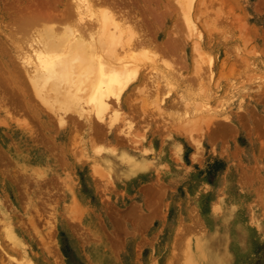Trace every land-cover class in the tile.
Here are the masks:
<instances>
[{
	"label": "rangeland",
	"instance_id": "374dc122",
	"mask_svg": "<svg viewBox=\"0 0 264 264\" xmlns=\"http://www.w3.org/2000/svg\"><path fill=\"white\" fill-rule=\"evenodd\" d=\"M121 1L125 2L114 0L120 5ZM156 1L155 5L153 0H133L139 5L125 4L128 7L125 10L132 9L128 15L135 11L127 18L131 26L137 27L132 28L148 38H145L146 46L142 44L144 49L135 52L144 59L141 64L147 65V69L144 65L141 67L138 83H132L121 102L114 103L119 117L127 120L120 117V122L117 120L110 127L94 119L103 123L102 127L100 124L95 127L98 130L100 126L102 134L95 135L92 118L90 122L69 110L72 118H78L74 122L68 112L66 118L63 108L46 102L54 113L40 101L31 80L32 87L26 85L29 93L24 86V82H29L24 75L30 74V66L22 69L25 67L23 53L27 49L25 55L31 53L30 45L31 48L37 45L36 38L45 27L55 28L58 24L46 18L39 19L42 22L38 23L36 18L37 22L32 24L30 20L28 28L29 22H21L20 27L15 21L20 23L23 10L44 8L42 4L48 2L54 3V9L57 6L54 12L58 14L67 5L64 12L75 11V0H0V17L3 16L0 18V80L10 78L8 83L0 82V224L4 216L14 223L11 231L0 225L3 264L29 260L30 264H203L196 244L209 233L212 214L221 211L219 205L233 209L234 224L244 228L246 239L237 242L232 238L224 246L222 263L213 264H264V0H168L169 5L167 0ZM163 3L166 4L162 8ZM180 4L186 10L185 19ZM168 8L169 14L165 11ZM150 9L152 15L157 12L155 17L164 9L166 16L163 12L160 14L163 21L159 17L162 22L157 24L156 18L149 14ZM72 22L69 26L73 27ZM63 23H59V28ZM150 25L154 28L152 33ZM145 29L153 35L147 36ZM32 35L38 37L32 38ZM175 35L182 37L176 39ZM165 38L171 41L170 46ZM169 38L181 41V45L177 42L173 46L174 49L179 46L175 49L177 53L174 49L167 50L175 44ZM156 45L159 50L155 49ZM193 46L198 49L194 51ZM160 50L167 53L163 51L161 55ZM149 57L155 67L146 60ZM12 63L17 70L21 69L19 74H26L14 73ZM4 86L9 96L16 94H11L12 99L5 94ZM32 88L38 99L33 98V91V97H28L30 101L25 93L31 96ZM17 99L20 100L18 107ZM196 100L200 101L197 106ZM13 101L21 116L15 114ZM53 106L57 108L54 110ZM60 108L64 114L61 110L58 113L62 117L56 112ZM26 114L27 119L33 116L29 119L32 123L23 118ZM124 122L134 127L137 143L131 144L121 133L120 123ZM123 151L142 154L149 164L131 175L122 174L123 162L115 156L124 155ZM35 154H44L47 164L33 162ZM100 156H103L102 163ZM110 162L121 166L107 165ZM72 185L76 190L70 192ZM23 247L28 254L21 252ZM94 250L107 255L103 260L95 259ZM14 258L15 262L11 260Z\"/></svg>",
	"mask_w": 264,
	"mask_h": 264
},
{
	"label": "bare ground",
	"instance_id": "6f19581e",
	"mask_svg": "<svg viewBox=\"0 0 264 264\" xmlns=\"http://www.w3.org/2000/svg\"><path fill=\"white\" fill-rule=\"evenodd\" d=\"M130 1V0H129ZM125 0V2L121 1V5H120V2H114V0H75L76 3H73L74 6L73 8H75V11L74 9L72 10V12L75 14L74 17H72L73 15H71L70 13H72L71 11H69L71 9V6L70 8L68 9L69 12H64V11H67L65 10L66 8H68L66 6L63 7V9L61 11H58L60 12L59 14L54 12V10L57 8V6H55L56 8L54 9V6H52L54 3H46V5L42 4L44 6V8H40V9H33L32 11H27V10H23V13L21 15V20H20V23L19 21H15V23L18 22V26H20L23 22L24 23H27L26 26H28V28L31 26L32 23H34V21L37 22L36 18L38 19V23L40 22V20H47V19H51L49 22L53 23H57L58 25L55 24V28L52 27V25L49 27H45L43 30L42 28H40L42 30V32H40V34L36 37L35 42L36 45L35 47L31 48L32 46L30 45V49H33L31 50V53L29 52V54H26V52H28V49L25 51V53H23V56L25 58V62H23L24 66L25 65H28L30 66V76L27 75L26 73H21V74H26L24 75L27 76L28 78V81L26 84L24 82V86L26 88V90L28 91L30 88H27V86L31 83L30 80L33 82L32 85H34L33 87L36 89L37 91V96L40 97V101L43 103L45 102V107H47V109H49L50 107V102H52L51 104H56V106L59 108H63V111L65 112H68L69 110H71V113L72 111L76 112L78 114V117L79 116H82V118H86L88 121L91 120V118L93 119V121L95 120H98V121H104V123H107V125H109L110 127H112L111 125L113 123H115V121L119 120L120 117L122 118H125L123 116H120L118 115V110L115 109L114 107V103L116 102L119 103L121 102V100L123 99V96H124V93L125 91L129 88V86L134 83L135 81L138 80V78L140 79V73H141V67L144 65V64H141V61L143 63L144 59L141 58L140 56L138 57L136 55V51L142 49L144 46L142 44H145V38L144 36H141V34L137 31H135V28L136 26H131L132 24L129 22V19L127 18H130L129 15H133L135 13V11L133 12V14H129L128 15V12H130L132 9H129V11H127L128 9V4L127 3H133V0H131L132 2H129ZM145 1V0H142V2ZM155 1L156 0H153L154 2V5H155ZM182 1V0H181ZM187 0L185 1H182V2H186ZM74 2V1H72ZM150 2V1H149ZM180 2V1H179ZM135 4H138L136 2H134ZM133 3V4H134ZM145 3V2H144ZM157 3V1H156ZM161 3H162V0H161ZM167 3H168V0H167ZM188 3V2H187ZM197 3V2H196ZM195 3V4H196ZM72 4V5H73ZM117 4V5H116ZM125 4L127 6H125ZM166 4V3H165ZM164 3L162 4V8L165 7L163 5H165ZM183 4V3H182ZM189 4V3H188ZM71 5V4H70ZM130 5V4H129ZM139 5V4H138ZM137 5V6H138ZM145 5V4H144ZM143 5V8H145V6ZM169 5V3H168ZM168 5H166L167 7H169ZM186 5V3L184 4ZM184 5L182 6L180 4V7L181 9H183L184 11ZM76 6V7H75ZM136 6V7H137ZM189 6V5H188ZM123 7V10H121V8ZM126 7L127 10H125L124 8ZM132 7V6H130ZM129 7V8H130ZM139 7V6H138ZM157 7V6H156ZM159 7V6H158ZM196 7V6H195ZM62 8V7H61ZM65 8V9H64ZM150 8V4L149 6L147 5V9L149 10ZM28 9V8H27ZM135 9V8H134ZM152 9L153 6H152ZM152 9H150V15L151 16H154L156 15V11L154 12L155 15L151 14L152 13ZM158 9V8H157ZM165 9V8H164ZM163 9V10H164ZM186 9V7H185ZM195 9V8H194ZM197 9V8H196ZM140 11V9H138ZM146 10V8H145ZM162 10L163 14H164V11ZM142 11V9H141ZM140 11V12H141ZM159 11V10H158ZM165 11H168V14L170 13L169 12V8L168 10L166 9ZM186 11V10H185ZM185 11L182 12L184 14L182 15H185L183 19L187 18L186 14H185ZM196 11V10H194ZM193 11V14L195 15V12ZM199 11V10H198ZM198 11L196 13H198ZM145 12V11H144ZM143 12V13H144ZM160 14L162 13L161 11H159ZM190 12V11H189ZM143 13L140 15V17L143 15ZM148 14V12H146ZM147 14H145L146 16H148ZM159 14V13H158ZM159 16L155 17L156 20L158 22H156L157 24L162 22L163 21V18H161L162 16ZM192 14V15H193ZM128 15V17H127ZM162 15V14H161ZM190 15V14H189ZM193 15V16H194ZM166 16V14H164V17ZM171 16V15H170ZM200 16H201V12H200ZM1 17H3L1 15ZM0 17V18H1ZM135 17V16H134ZM139 17V18H140ZM143 17V16H142ZM150 17V16H149ZM161 18L162 21L160 19H157V18ZM190 17V16H189ZM198 17V16H196ZM73 18V19H72ZM138 18V17H136ZM138 18V19H139ZM145 18V17H143ZM142 18V22H144L145 20H143ZM62 20L59 21V22H56L58 20ZM137 19V20H138ZM203 19V18H202ZM7 20V19H6ZM23 20V21H22ZM30 20L33 21L31 22L30 24ZM44 20V21H45ZM56 20V21H55ZM69 21L70 23L72 22V20H74V23L72 22V24H74L75 26H69L70 23L67 25V23L65 24V22L63 23V21ZM132 20V18L130 19ZM148 21V19H146ZM190 20V18H189ZM195 20V18H194ZM133 22L135 21L132 20ZM154 21V20H153ZM160 21V22H159ZM191 21V20H190ZM204 21V20H202ZM22 22V23H21ZM42 22V21H41ZM40 22V23H41ZM141 22V21H140ZM186 22V20H185ZM192 22V21H191ZM2 23V22H1ZM4 23V22H3ZM59 23H63V26H61L62 28H59L61 24ZM136 23V22H135ZM147 24H151L152 25V22H146ZM174 23V22H173ZM194 22H192L193 24ZM202 23V22H201ZM204 23V22H203ZM11 24V23H10ZM8 24V25H10ZM46 24V23H45ZM138 24V22H137ZM136 24V25H137ZM141 24V23H140ZM156 24V25H157ZM13 25V24H12ZM12 25H10V27H12ZM23 25V24H22ZM30 25V26H29ZM42 25V24H41ZM40 25V27H41ZM67 25V26H65ZM150 25V26H151ZM184 25H187L188 24H184ZM25 26V25H24ZM23 26V27H24ZM140 26V25H138ZM155 25H153L154 27ZM157 26H160V25H157ZM171 26V25H170ZM169 26V27H170ZM193 26V25H192ZM191 26V28H192ZM4 27V26H3ZM7 27V26H6ZM9 27V26H8ZM7 27V28H8ZM21 27V26H20ZM133 27V28H132ZM141 27V26H140ZM56 28H59V30H57ZM137 28V27H136ZM145 28V27H144ZM142 27V29H144ZM152 28V26H151ZM187 27H185L186 29ZM189 28V27H188ZM194 28V27H193ZM1 29V28H0ZM24 29V28H22ZM25 29H27V27H25ZM38 29V28H37ZM56 29V30H55ZM141 29V28H140ZM147 29V28H146ZM145 29V30H146ZM153 30H151V33L152 31L154 32V28H152ZM157 29V27H156ZM12 29H10L11 31ZM34 30V29H33ZM150 30V29H149ZM189 30V29H188ZM9 31V30H8ZM36 31V29L34 30ZM40 31V30H39ZM38 31V32H39ZM140 31V30H139ZM156 31V30H155ZM173 31V30H172ZM193 31V30H192ZM2 32V31H1ZM0 32V33H1ZM4 32V31H3ZM150 32V31H149ZM164 32V31H163ZM168 32V31H167ZM6 33V32H5ZM35 33V32H34ZM142 33V31H141ZM144 33H147V30L144 32ZM150 33V34H151ZM189 33V32H187ZM9 34V33H8ZM7 34V35H8ZM33 34V32H32ZM149 33H147V36L149 35ZM174 34V32H173ZM6 35V34H5ZM7 35H6V38H7ZM153 35V34H151ZM156 35V34H155ZM154 35V36H155ZM168 35V34H166ZM165 35V36H166ZM178 35V34H177ZM175 35V38L176 39H179L177 38ZM1 36V35H0ZM4 36V35H3ZM13 36V35H12ZM34 36L32 35V38H34ZM179 36V35H178ZM190 36V35H189ZM5 37V36H4ZM10 37V36H9ZM144 37V38H143ZM167 37V36H166ZM151 38V37H149ZM161 38V37H160ZM175 38H169L170 39H173L172 42L174 41L175 44L171 46V49L169 47V49L167 48V50L171 51L174 49L173 46H176V43L178 45H181L179 44V42L181 43V41H177L176 42V39ZM11 39V37H10ZM144 39V40H143ZM148 40V38H146ZM152 39H155L153 38L152 36ZM152 39H150L152 41ZM168 39V38H167ZM167 39L165 38V40L167 41ZM33 40V39H32ZM149 40V41H150ZM164 40V41H165ZM195 41V40H194ZM10 42V41H9ZM33 42V41H32ZM156 42V41H155ZM168 42V46L171 45V41H167ZM7 43V42H6ZM152 43V42H151ZM164 44V42H162ZM9 44V43H8ZM148 44V43H147ZM162 44V45H163ZM170 44V45H169ZM159 45V43L157 44ZM156 45V46H157ZM166 44H164L165 46ZM166 45V47H167ZM3 46V45H2ZM1 46V47H2ZM34 46V45H33ZM143 46V47H142ZM151 46V45H150ZM5 47V46H4ZM20 48V46H18ZM179 47V46H178ZM178 47H175V49H177ZM192 47V46H191ZM196 50L198 49L197 46H195ZM29 48V46H28ZM140 48V49H139ZM149 48V47H148ZM157 48L158 49V46L155 47V49ZM160 48V46H159ZM162 49H164L163 47H161ZM160 48V49H161ZM6 49V48H5ZM144 49V48H143ZM147 49V48H146ZM174 49V50H175ZM194 49V46H193V50L195 51ZM152 50V49H151ZM166 50V51H167ZM173 50V51H174ZM178 50V49H177ZM175 50V52L177 51ZM180 50V49H179ZM30 51V50H29ZM141 51V50H140ZM161 51V55L165 53H167L165 50H160ZM173 51L172 53L170 52V54H173ZM159 52V51H158ZM156 52V53H158ZM174 52V54H175ZM148 53V52H146ZM163 53V54H162ZM169 53V52H168ZM177 53V52H176ZM5 55V54H4ZM146 55V54H144ZM148 55V54H147ZM154 57L156 56L153 55ZM153 56L152 58L149 57V58H146L149 59L148 60V63L151 64V61H150V58L152 59L153 61ZM202 56V55H201ZM158 57V56H157ZM8 58V57H7ZM22 59V58H21ZM156 59V58H155ZM158 59V58H157ZM5 60V59H4ZM145 60V61H146ZM157 61V60H156ZM8 62V61H7ZM12 62V61H11ZM154 62V61H153ZM152 62V63H153ZM162 63V61H161ZM164 63V62H163ZM6 65V64H4ZM7 66V65H6ZM12 66H13V63H12ZM15 66V64H14ZM13 66V67H14ZM147 65H144V68L145 70L147 69L146 67ZM149 66V65H148ZM151 66L155 67V65L151 64ZM165 66L168 68V66L165 64ZM16 67V66H15ZM14 67V68H15ZM27 66L25 67H22V69L26 68ZM159 67V66H158ZM4 68V67H3ZM28 68V67H27ZM160 68V67H159ZM162 68V67H161ZM2 69V68H0ZM16 69V68H15ZM26 70V69H25ZM162 70V69H161ZM5 71V70H4ZM3 71V72H4ZM11 71V70H10ZM14 71V70H13ZM21 71V69L19 70H15L14 73H17L18 76L21 75L19 74L18 72ZM28 71V69L26 70ZM25 72V71H24ZM144 72V71H143ZM142 72V73H143ZM168 72V71H167ZM165 72V73H167ZM170 72V71H169ZM164 73V74H165ZM1 74V72H0ZM4 74V73H3ZM6 74V72H5ZM9 74V73H8ZM168 74V73H167ZM7 75V74H6ZM8 76V75H7ZM12 76V75H11ZM15 76V75H14ZM16 76V77H18ZM170 76H172V74L170 73ZM21 77V76H20ZM164 77V76H163ZM169 76L167 75V77H165L166 79L168 78ZM2 78V77H1ZM0 78V79H1ZM6 78V77H4ZM9 77H7V80H8ZM12 78V77H11ZM22 78V77H21ZM26 78V77H25ZM10 79V78H9ZM13 79V78H12ZM18 79V78H16ZM15 79V80H16ZM3 80L5 79H2L0 80V82L3 84ZM7 80H5L7 82ZM14 80V79H13ZM22 81V80H21ZM18 82V81H17ZM0 83V84H1ZM8 83V82H7ZM138 83V81H137ZM169 83V82H168ZM16 84V83H15ZM18 84V83H17ZM28 84V85H27ZM30 84V85H31ZM27 85V86H26ZM29 85V86H30ZM32 85L30 87H32ZM170 85V84H169ZM1 86V85H0ZM5 87V86H4ZM10 87V86H9ZM16 87V86H15ZM11 88V87H10ZM9 88V89H10ZM14 88V87H13ZM24 89V87H22ZM132 88V87H131ZM6 89V92L5 94H7V87H5ZM4 90L3 93H4ZM8 89V90H9ZM16 89V88H14ZM18 89V88H17ZM1 90V89H0ZM22 90V89H20ZM25 90V91H26ZM1 91V92H2ZM32 91L31 93V96H28V93L26 92L25 95L27 94V98L28 97H33L32 94H33V91H34V97H37L36 96V92L35 90H33V88L30 90ZM129 91V90H128ZM12 92H16L15 90H13ZM24 92V91H23ZM20 93V91H19ZM18 93V97H20L21 95ZM1 94V93H0ZM13 94V93H11ZM10 94L9 96V99H12L10 97H12ZM128 93H126L127 95ZM4 95V94H3ZM6 95V96H7ZM16 95V94H15ZM20 95V96H19ZM30 95V94H29ZM17 96H14L15 98H17ZM2 97V95H1ZM0 97V98H1ZM25 97V98H26ZM37 97V99H38ZM32 98V99H33ZM126 98V97H125ZM195 98V97H194ZM5 99V98H3ZM20 99V98H19ZM24 99V98H23ZM29 99V98H28ZM160 99V98H159ZM7 100V98H6ZM18 100V99H17ZM16 100V103L18 104V102L21 100ZM30 100V99H29ZM264 100V99H263ZM31 101V100H30ZM34 101V99H33ZM157 101V100H156ZM197 101V102H196ZM194 101L196 103L195 106H197V103L199 104L200 101L196 100ZM15 101H13V105L15 106V109H16V104H14ZM27 102V101H26ZM38 102V100L36 101ZM46 102H49L47 104H49V106L46 104ZM159 103V101H157ZM2 103V101H1ZM5 103V102H4ZM9 105H10V102L8 101ZM11 103V104H12ZM112 103H113V106H112ZM28 104V103H27ZM53 104V105H54ZM59 106H58V105ZM4 105V104H3ZM8 105V106H9ZM12 105V106H13ZM21 105V103H20ZM24 105V104H23ZM26 105V104H25ZM24 105V106H25ZM30 105V104H29ZM28 105V106H29ZM34 105V104H33ZM35 105H38V104H35ZM120 105V104H119ZM11 106V107H12ZM13 106V107H14ZM19 106V104L17 105V107ZM32 106V105H31ZM43 106V105H42ZM52 106V105H51ZM55 106V107H56ZM198 106H202L201 104L198 105ZM23 107V106H22ZM26 107V106H25ZM23 107V109L25 108ZM30 107V106H29ZM55 107L53 106L54 110H55ZM56 107V108H57ZM31 108V107H30ZM60 109H56V112H57V115H61L59 117H62V114L58 113L60 112ZM202 108V107H201ZM13 109V110H15ZM22 109V108H20ZM34 109V108H33ZM122 109V108H121ZM227 109V108H226ZM25 110V109H24ZM24 110H21L23 111L25 114V111ZM32 110V109H31ZM36 110H39V109H36ZM41 110V109H40ZM50 110L53 111V109L50 107ZM59 110V111H57ZM9 111V110H8ZM33 111V110H32ZM44 111V110H43ZM42 111V112H43ZM62 111V110H61ZM62 111V113H63ZM13 113V111H11ZM15 114H18L20 115V112L18 110L17 112V109L15 110ZM27 112V111H26ZM46 112V111H45ZM55 113V111H53ZM70 112V111H69ZM67 113V114H71V113ZM7 112H5L4 114H6ZM28 113V112H27ZM41 113V112H40ZM47 113V112H46ZM75 113V114H76ZM225 113V112H224ZM32 114V113H31ZM30 114V115H31ZM64 114V113H63ZM67 114H66V118H67ZM122 114V113H120ZM7 115V114H6ZM33 115V114H32ZM30 116V118L27 119V116L28 114H26V117H23V118H26V120H29L31 119V117L33 116ZM39 112H38V116H39ZM56 115V114H55ZM2 116V115H1ZM8 116V115H7ZM21 116V115H20ZM19 116V117H20ZM25 116V115H24ZM37 116V115H36ZM34 116V118L36 117ZM45 116V115H44ZM48 116V115H47ZM52 116V115H51ZM65 116V115H64ZM72 114H71V118H72ZM125 116V115H124ZM4 117V116H3ZM9 117V116H8ZM226 117V116H225ZM1 118V117H0ZM17 118V117H15ZM33 118V119H34ZM39 118V117H37ZM65 118V117H64ZM69 117V119H71ZM80 118V117H79ZM9 119V118H8ZM32 119V120H33ZM49 119V118H48ZM63 119V118H62ZM73 121L76 119V118H72ZM71 119V120H72ZM78 119V118H77ZM76 119V120H77ZM95 119V120H94ZM126 119V118H125ZM129 119V118H128ZM44 120V119H43ZM56 120V119H55ZM59 119H57L56 121H59ZM85 120V119H83ZM85 120V121H87ZM127 120V119H126ZM130 120V119H129ZM30 121L29 120V123L30 124ZM79 121V120H78ZM84 121V122H85ZM87 121V123H88ZM98 121H95L92 123V126H94V130L95 131H91L92 133H95V135H101L102 133L99 131L100 129V126L98 127V130L97 128V124H100V123H97ZM123 121V120H122ZM219 121V120H218ZM50 122V121H48ZM53 122V121H52ZM75 122V121H74ZM91 122V121H90ZM120 122V120H119ZM188 122V121H187ZM27 123V122H26ZM32 123V121H31ZM35 123V122H33ZM37 123V126H38V122ZM47 123V122H46ZM81 123V122H80ZM96 123V124H94ZM122 123V122H121ZM120 123V129H121V133H123L126 137H128L130 139V143L132 144L133 142H138L139 139H137V135H135V129H133L134 127H132V125L130 123L127 122H124V124H121ZM192 123V122H190ZM83 124V123H82ZM85 124V123H84ZM185 124V123H184ZM27 125V124H26ZM34 124H31V126H33ZM41 125V124H40ZM44 125V123H43ZM61 125V123H60ZM101 125V124H100ZM186 125V124H185ZM191 125V124H190ZM30 126V125H29ZM35 125V128L37 127ZM49 126V125H48ZM80 126V125H78ZM82 126V125H81ZM85 126V125H84ZM103 126V123L101 125V127ZM108 126V127H109ZM28 127V126H27ZM26 127V128H27ZM189 127V126H188ZM193 127V126H191ZM224 127V125H223ZM34 128V129H35ZM90 128V126H89ZM196 128V127H195ZM38 129H41V128H38ZM51 129V128H50ZM103 129V128H102ZM194 129V128H193ZM33 130V128H32ZM31 130V131H32ZM118 130V129H117ZM184 130V128H183ZM186 130V129H185ZM51 131V130H50ZM113 131V130H112ZM192 131V130H191ZM35 132V131H34ZM101 134H100V133ZM119 132V130H118ZM38 133V132H37ZM36 133V135H37ZM55 133V132H54ZM99 133V134H98ZM41 134V132H40ZM122 134V135H123ZM34 135V134H33ZM39 135V134H38ZM51 135V134H50ZM49 135V136H50ZM42 136V134H41ZM53 135H51L50 137H52ZM35 137V136H34ZM37 137V136H36ZM35 137V138H36ZM47 137V136H46ZM62 137V136H61ZM42 138V137H41ZM57 138V137H56ZM33 139V138H32ZM44 139V138H43ZM128 139V140H129ZM133 141H132V140ZM1 140V139H0ZM42 140V139H41ZM127 140V139H126ZM132 141V142H131ZM62 142V141H61ZM2 143V142H1ZM58 144V143H57ZM57 144L55 146H57ZM60 145V143H59ZM62 146V145H61ZM2 147V146H1ZM64 147V146H63ZM9 148V147H8ZM12 148V147H11ZM57 148V147H56ZM135 148V147H134ZM60 149V148H59ZM133 149V147H132ZM64 150V149H63ZM60 151V150H59ZM96 151H100V150H96ZM134 151V150H133ZM125 154H119V155H116L115 157L118 158L121 160V162H123V166H121L120 164H115L114 162H110V163H107V165H116V166H121V167H124V169H121L120 171L122 172V174H133L136 170H139V169H143V168H146L147 165L149 164L148 160H147V157H144L142 154L141 155H133V154H130V153H127L125 151H123ZM61 153V152H60ZM134 153V152H133ZM35 158L33 160V162L35 163H42L43 165L47 164V158L44 154H35ZM4 157V155H2ZM97 156V155H96ZM99 156V155H98ZM139 156H142V157H139ZM139 157V158H138ZM2 159H0V162H1ZM99 160L101 161V163L103 162V156H100ZM5 164V163H4ZM8 166V165H7ZM4 168V167H3ZM7 168V167H6ZM5 168V169H6ZM43 168H46V167H43ZM4 169H2L3 171ZM6 171V170H5ZM1 172V170H0ZM4 172V171H3ZM2 173H0L1 175ZM6 174V173H5ZM10 174V172H9ZM14 174V173H12ZM39 174V173H38ZM8 175V174H7ZM37 175V174H36ZM62 175V174H61ZM59 176V175H58ZM9 178V177H8ZM11 178V176H10ZM13 178V177H12ZM17 179V177H15ZM60 178V177H59ZM58 178V179H59ZM2 179V178H1ZM56 179V178H55ZM67 179V178H66ZM3 180V179H2ZM46 181V179H44ZM53 180V179H51ZM14 181V179H13ZM16 184H19V183H16ZM14 185V184H13ZM8 186V185H7ZM46 186V185H45ZM9 187V186H8ZM15 188H17V186H15ZM70 188H72L70 190V192L73 191V189L76 190V188H74V186L72 185ZM16 190V189H15ZM51 190V189H50ZM17 191V190H16ZM19 191H21L19 189ZM53 193V192H52ZM39 194V193H38ZM56 194V192H55ZM54 194V195H55ZM40 195V194H39ZM37 195V196H39ZM45 194L43 193V196ZM67 195H68V192H67ZM36 196V197H37ZM50 196V195H49ZM53 196V195H52ZM51 196V197H52ZM48 197V196H47ZM50 197V198H51ZM9 198V197H8ZM17 198V197H16ZM32 198V197H31ZM39 198H42L44 199V197H39ZM53 198V197H52ZM49 199V198H47ZM46 199V200H47ZM45 200V199H44ZM43 200V201H44ZM50 200V199H49ZM5 201V200H4ZM40 201V200H39ZM42 201V202H43ZM52 201V200H51ZM50 201V202H51ZM41 202V206L40 208L43 206V203ZM3 203V202H1ZM5 203V202H4ZM39 203V202H38ZM37 203V204H38ZM45 204V203H44ZM11 207V206H10ZM8 207V208H10ZM6 208V207H5ZM13 208V207H12ZM221 211L219 214L217 215H213L211 216V219H210V222H209V227H208V234L206 235L205 238H203L202 240H200L196 245H197V254L199 255L200 259L203 261V264H213V263H217V261L221 262L223 261V256L224 254L226 253L225 250L226 248L224 246H228L230 244V241L232 240V238H234L237 242L239 239H242L244 238V241L246 239V234H245V230L243 227L241 226H238V225H235L234 224V212H233V209L231 207H226L225 205L222 206V205H219L218 207ZM42 209V208H41ZM54 209V208H53ZM6 210H8L6 208ZM37 210V209H36ZM35 211V210H33ZM40 212V211H39ZM15 212H13L14 214ZM36 213V212H35ZM41 213V212H40ZM39 213V214H40ZM12 214V216H13ZM26 214V213H24ZM37 214V215H39ZM11 215V214H10ZM2 216V214L0 215ZM15 216V215H14ZM20 216L16 217V218H19ZM39 217V216H38ZM37 217V218H38ZM0 219H2V217H0ZM27 219V218H26ZM25 219V220H26ZM31 219V218H30ZM50 219V218H48ZM47 219V220H48ZM11 220V219H10ZM8 219L7 216H4L3 217V226L7 231H11L12 230V227H13V224L12 222ZM15 221V219H14ZM13 221V222H14ZM29 221V220H28ZM32 221H35V220H32ZM30 221V222H32ZM29 222V224H30ZM47 223V222H46ZM49 223V222H48ZM22 225V224H21ZM31 225V224H30ZM35 225V224H33ZM0 226V227H1ZM32 226V225H31ZM51 227V226H50ZM35 228V227H34ZM52 228V227H51ZM50 228V229H51ZM2 230V229H1ZM5 233V232H4ZM206 234V233H205ZM11 235V234H10ZM203 237V236H202ZM13 239V238H12ZM11 239V240H12ZM102 239V238H101ZM14 240V239H13ZM16 241V240H15ZM103 241V240H102ZM27 244V242H26ZM30 245V244H29ZM34 247V246H33ZM194 247V246H193ZM30 248V247H29ZM196 248V247H195ZM194 248V250H195ZM220 248V249H219ZM19 250V249H18ZM46 250V249H45ZM105 251V250H104ZM21 252H23V254H26L27 250L23 247L21 248ZM31 252V251H30ZM33 252V250H32ZM31 252V253H32ZM20 253V252H19ZM34 253V252H33ZM2 254V253H1ZM28 254V252H27ZM40 254V253H39ZM43 254V253H42ZM50 254V253H49ZM21 255V254H20ZM45 256V254H43ZM95 259H102L107 255V253L103 252V251H98V250H94L93 251V254ZM10 256V255H9ZM48 257V256H47ZM18 259V258H17ZM38 259V258H37ZM12 261L13 260H16L15 258L14 259H11ZM19 260V259H18ZM23 260V259H22ZM44 260V259H43ZM47 260V259H46ZM44 260V261H46ZM197 260V259H196ZM26 261V260H25ZM0 264H3L4 260L2 261L0 259ZM15 262V261H13ZM12 262V263H13ZM43 262V261H42ZM198 262V261H197ZM6 263V262H5ZM10 263V262H9ZM11 264V263H10ZM18 264V263H16ZM20 264V263H19ZM21 264H30V260L27 261V262H24L22 261ZM44 264V263H43Z\"/></svg>",
	"mask_w": 264,
	"mask_h": 264
}]
</instances>
